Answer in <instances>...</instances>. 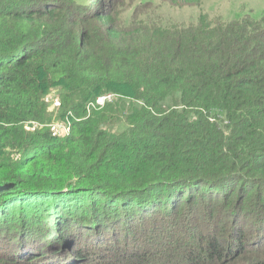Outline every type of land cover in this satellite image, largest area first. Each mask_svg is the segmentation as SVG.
Listing matches in <instances>:
<instances>
[{
	"label": "trees",
	"instance_id": "obj_1",
	"mask_svg": "<svg viewBox=\"0 0 264 264\" xmlns=\"http://www.w3.org/2000/svg\"><path fill=\"white\" fill-rule=\"evenodd\" d=\"M125 2L0 0V264H149L203 202L234 219L210 262L264 264V16L125 28Z\"/></svg>",
	"mask_w": 264,
	"mask_h": 264
},
{
	"label": "rangeland",
	"instance_id": "obj_2",
	"mask_svg": "<svg viewBox=\"0 0 264 264\" xmlns=\"http://www.w3.org/2000/svg\"><path fill=\"white\" fill-rule=\"evenodd\" d=\"M140 4L143 5V8L139 10L137 7ZM118 9L119 23L125 28L136 27L134 22L136 25L141 23L154 24L163 28H189L191 26L196 27L201 16H207L209 21L214 24L231 22L245 16L259 19L264 16V0H203L200 5L192 6L176 5L172 3V0H126L124 6ZM134 18L136 19L133 20ZM60 102V91L58 89L47 96V103L52 112H58ZM67 124L68 122H58L54 125L58 135L63 136L68 133ZM27 127L29 130H34L36 125L29 124ZM39 193L45 194L47 191ZM39 193L24 192L23 195L27 197V195H37ZM25 196L22 197L25 198ZM8 202L9 200H5L4 203L8 204ZM188 205L189 203L186 204V209ZM202 205L204 208H201ZM200 208L197 214L204 217V223L201 224L202 229L191 228L192 221H190L191 215L187 214L188 210L182 212L177 219L165 220L162 218V221H159L161 225L151 223V229L161 230L165 228L164 224L167 225L168 229L161 232L151 243L150 256H148L150 257L149 264H169L171 260L175 264H181L182 260L185 259V255L190 254L189 251L202 257L206 264H213L207 256V238L205 239L209 235L207 232L213 234L216 230L227 227V234H231L234 231V223H232L234 219L226 220L220 209H218V212L213 213L214 205H211L210 202H203ZM162 222L164 223L162 224ZM171 222L172 224H170ZM200 222H202L201 219ZM201 238H204V240ZM187 247H189V250H187ZM144 248L146 247L144 246ZM122 249L123 247H120L118 251ZM72 262L76 263L77 259L74 258Z\"/></svg>",
	"mask_w": 264,
	"mask_h": 264
},
{
	"label": "built area",
	"instance_id": "obj_3",
	"mask_svg": "<svg viewBox=\"0 0 264 264\" xmlns=\"http://www.w3.org/2000/svg\"><path fill=\"white\" fill-rule=\"evenodd\" d=\"M111 98H112V95H107V96H104V97H101V98H99V100L97 101V104L99 105V106H103L105 103H106V101H108V100H111ZM68 128V127H67ZM69 131H70V129H68V133H69ZM55 132H56V129H55ZM57 133V132H56ZM67 133V134H68ZM66 134V135H67Z\"/></svg>",
	"mask_w": 264,
	"mask_h": 264
}]
</instances>
